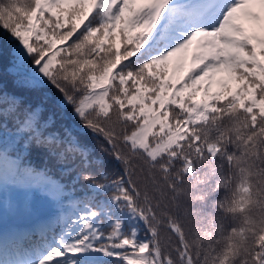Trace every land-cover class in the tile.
<instances>
[{
    "label": "snow or ice",
    "instance_id": "snow-or-ice-1",
    "mask_svg": "<svg viewBox=\"0 0 264 264\" xmlns=\"http://www.w3.org/2000/svg\"><path fill=\"white\" fill-rule=\"evenodd\" d=\"M0 264H264V0H0Z\"/></svg>",
    "mask_w": 264,
    "mask_h": 264
},
{
    "label": "trees",
    "instance_id": "trees-1",
    "mask_svg": "<svg viewBox=\"0 0 264 264\" xmlns=\"http://www.w3.org/2000/svg\"><path fill=\"white\" fill-rule=\"evenodd\" d=\"M89 143H92L90 140L88 141ZM93 147H95V145L93 144ZM97 155H102L101 153L97 152ZM108 158L105 157V160H107Z\"/></svg>",
    "mask_w": 264,
    "mask_h": 264
}]
</instances>
